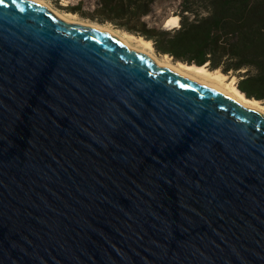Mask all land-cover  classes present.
Wrapping results in <instances>:
<instances>
[{"label":"water","instance_id":"1","mask_svg":"<svg viewBox=\"0 0 264 264\" xmlns=\"http://www.w3.org/2000/svg\"><path fill=\"white\" fill-rule=\"evenodd\" d=\"M0 264H264V113L3 0Z\"/></svg>","mask_w":264,"mask_h":264},{"label":"trees","instance_id":"2","mask_svg":"<svg viewBox=\"0 0 264 264\" xmlns=\"http://www.w3.org/2000/svg\"><path fill=\"white\" fill-rule=\"evenodd\" d=\"M65 8L149 40L173 61L235 76L264 105V0H77ZM175 15L177 24L165 25Z\"/></svg>","mask_w":264,"mask_h":264},{"label":"bare ground","instance_id":"3","mask_svg":"<svg viewBox=\"0 0 264 264\" xmlns=\"http://www.w3.org/2000/svg\"><path fill=\"white\" fill-rule=\"evenodd\" d=\"M35 1H38L42 4H44L41 0H35ZM52 11L56 15H58L59 17L65 19L67 21L81 22V21H78L74 18L69 17L68 15L62 14L56 10H52ZM171 20H175V22L172 23L173 25L177 24L176 15L170 16L169 18H167L165 24H171L170 23ZM89 25L94 26V27L99 28V29H102V30H105L108 33L116 36L117 38H119L121 40V42H123L129 48L140 50V51L148 54L151 58H153V60L156 63H158L160 65L168 66V67L176 70L177 72H179L185 76H188L194 80H197L198 82H200L206 86H209L211 88L219 90L220 92L236 99L238 102H240L241 104H243L245 106L254 108V109L264 113L263 107L259 103L258 100L244 96V94L240 90H238V88L235 86V84L232 83L233 78L229 79V81H228V79L226 80L225 79L226 75L223 74L222 72L218 71L217 69L209 70L204 65L186 64V63H182L179 61L171 62L166 58L160 59L157 56H155L152 53V51L150 50L152 45H151V42L149 40H146V39L139 36V37H137V39L139 40V43L138 44H132L128 39V38L133 36L130 33H126L123 31L124 34L119 35L115 31H113L107 27H104L102 25H97V24H89ZM219 84H226V85L224 87V86H221Z\"/></svg>","mask_w":264,"mask_h":264},{"label":"rangeland","instance_id":"4","mask_svg":"<svg viewBox=\"0 0 264 264\" xmlns=\"http://www.w3.org/2000/svg\"><path fill=\"white\" fill-rule=\"evenodd\" d=\"M43 3H44V5H46L49 9H51V10H56V11H58V12H60V13H62V14H65V15H68L69 17H71V18H74V19H76V20H78V21H81V22H86V23H89V24H97V25H102V26H104V27H107V28H109V29H111V30H113V31H115L117 34H119V35H123L124 34V32H126V31H124V30H122V29H120V28H117V27H114L112 24H110V23H100V22H97V21H95V20H91V19H88V18H85V17H82V16H80L79 14H77V13H74V12H71V11H69L67 8H65L67 5H70V4H72V3H75L77 0H41ZM173 21V22H172ZM175 22V20H171V24L172 23H174ZM170 25V24H169ZM124 31V32H123ZM127 33V32H126ZM133 35V34H132ZM137 37H139V36H135V35H133L132 37H130V38H128L129 39V41L132 43V44H138L139 43V40L137 39ZM151 51H152V53L155 55V56H157L158 58H160V59H168L169 61H171V62H175V61H173L172 60V58L170 57V56H168V55H166V54H160V53H157L155 50H154V48H153V46L151 47V49H150ZM208 69V68H207ZM218 70V69H217ZM219 71V70H218ZM226 75V74H225ZM200 78V77H199ZM233 78V79H232ZM226 80L228 79V81H229V79H232V83L234 84L235 83V76H232V77H230L229 75H226V78H225ZM219 85H221V86H224L225 87V85L226 84H219ZM220 86V87H221ZM261 105H262V107H263V110H264V105L261 103V102H259Z\"/></svg>","mask_w":264,"mask_h":264},{"label":"snow or ice","instance_id":"5","mask_svg":"<svg viewBox=\"0 0 264 264\" xmlns=\"http://www.w3.org/2000/svg\"><path fill=\"white\" fill-rule=\"evenodd\" d=\"M3 2V0H0V3H2Z\"/></svg>","mask_w":264,"mask_h":264}]
</instances>
